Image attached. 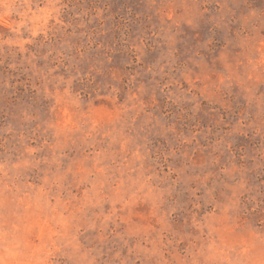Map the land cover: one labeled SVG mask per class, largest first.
Instances as JSON below:
<instances>
[{"label": "rangeland", "instance_id": "rangeland-1", "mask_svg": "<svg viewBox=\"0 0 264 264\" xmlns=\"http://www.w3.org/2000/svg\"><path fill=\"white\" fill-rule=\"evenodd\" d=\"M0 264H264V0H0Z\"/></svg>", "mask_w": 264, "mask_h": 264}]
</instances>
